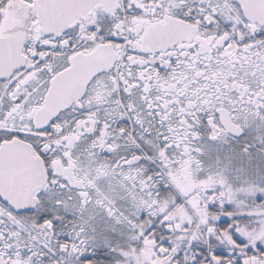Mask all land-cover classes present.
<instances>
[{"label":"snow or ice","instance_id":"1","mask_svg":"<svg viewBox=\"0 0 264 264\" xmlns=\"http://www.w3.org/2000/svg\"><path fill=\"white\" fill-rule=\"evenodd\" d=\"M0 264H264V0H0Z\"/></svg>","mask_w":264,"mask_h":264}]
</instances>
